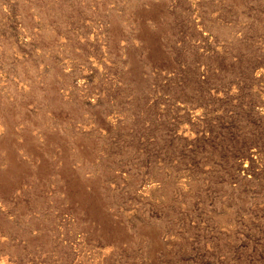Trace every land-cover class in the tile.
Segmentation results:
<instances>
[{"label": "rangeland", "instance_id": "obj_1", "mask_svg": "<svg viewBox=\"0 0 264 264\" xmlns=\"http://www.w3.org/2000/svg\"><path fill=\"white\" fill-rule=\"evenodd\" d=\"M0 264H264V0H0Z\"/></svg>", "mask_w": 264, "mask_h": 264}]
</instances>
